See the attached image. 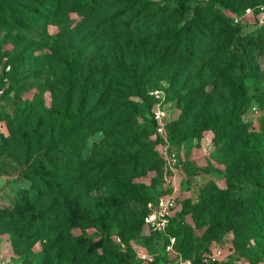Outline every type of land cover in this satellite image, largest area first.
I'll list each match as a JSON object with an SVG mask.
<instances>
[{"label": "rangeland", "instance_id": "rangeland-1", "mask_svg": "<svg viewBox=\"0 0 264 264\" xmlns=\"http://www.w3.org/2000/svg\"><path fill=\"white\" fill-rule=\"evenodd\" d=\"M15 1L0 0V264H264V254L242 247L247 233L221 220L255 188L228 179V154L214 137L232 98L209 74L225 68L236 84L243 81L245 97L235 112L242 123L227 138L228 151L236 150L245 137L264 131V42L251 54L241 42L264 30L257 8L264 0H144L155 13L152 24L132 32L123 29L126 15L110 0H99L90 13L63 6L55 18L24 27L10 20ZM214 15L221 22L212 24ZM202 22L219 34L225 51L207 53L211 39L199 42L189 68L178 72L180 58L162 55L163 36ZM95 24L102 30L94 31ZM226 28L235 31L232 41ZM75 48L86 62L102 51L108 55V79H94L84 103L88 68L74 76L67 69ZM193 94L194 109L186 115ZM159 108L167 114L161 121ZM97 117L81 150L82 168L65 193L46 194L34 205L23 201L32 187L23 172L34 162L35 174L41 173L37 160L49 141ZM129 184L132 191L121 194ZM213 189L230 195L222 207L219 200L201 203ZM162 198L174 218L166 233L142 220ZM87 242L92 258L79 261ZM257 250L264 251L263 241Z\"/></svg>", "mask_w": 264, "mask_h": 264}, {"label": "trees", "instance_id": "trees-1", "mask_svg": "<svg viewBox=\"0 0 264 264\" xmlns=\"http://www.w3.org/2000/svg\"><path fill=\"white\" fill-rule=\"evenodd\" d=\"M114 4V8L118 9L117 12L125 13L126 19L122 24L124 30L132 32L134 28L141 26H148L152 24L154 18V12L148 10V6L144 0H110ZM99 3V0H27L15 1L10 7V20L18 27H24L27 24L33 23L36 20H48L55 18L63 6H70L73 11L80 13H90L94 7ZM264 4V3H263ZM1 9V5H0ZM2 10V9H1ZM116 12V13H117ZM25 14V20L21 18ZM221 19L218 16L213 17L211 21L213 23H219ZM158 22H164L163 19H159ZM188 25L174 30L170 36L164 34L163 38H167L166 47L162 51L164 56H177L183 65L177 66L178 72L183 69L189 68L188 57L191 56L197 48L199 42L211 39L213 46L209 48L207 53L213 55H220L219 52L225 51L223 49L224 43L219 42V34L212 32L211 24L199 23L196 25L193 31L188 29ZM107 30V27H105ZM264 28V27H263ZM102 30L100 24H95L94 31ZM207 32V33H206ZM226 34L229 40L234 38L235 31L232 32L229 28H226ZM241 42L245 51L249 54L254 49L258 48L264 42V30L258 34H251L244 38H241ZM83 50L81 48H75L72 51V58L67 60L68 73L74 76L80 67L88 68L89 73L84 79V84L81 89V103L85 102L89 95H92L96 85H92L94 79L101 77L103 80L108 79V60L107 52L102 51L94 59L90 58L88 62L83 59ZM107 56V57H106ZM98 58V59H97ZM253 57L249 58L252 60ZM236 63V60L232 61ZM101 63V66L99 65ZM252 63V62H251ZM82 64V65H81ZM227 69H220L219 67H213L210 69L209 74L214 77L216 84H220L232 98L231 109L226 119L216 127V133L214 142L223 146V151L227 152L225 164L228 166L227 176L231 183H242L243 180L249 181L253 184L255 191L253 195L241 202L240 205L231 204L230 209L226 214L221 217V220L227 226L233 227L238 234L247 233V239L249 243L242 245L253 255L264 254V251L257 250L261 246V242H264V131L255 133L251 136L245 137L242 145L232 151H228L232 148V137L241 125L242 121L236 115L238 102L242 101L245 97L243 81L237 84L233 80V76L227 74ZM178 79V78H177ZM176 79V80H177ZM175 82V81H174ZM174 82L172 84L174 85ZM108 89V87H106ZM232 90H235L232 91ZM179 91V90H177ZM181 94V93H180ZM209 95V94H207ZM108 97V91L105 93V99ZM197 95L193 94L189 96L185 102L186 115L194 109ZM96 108V109H100ZM102 110V108L100 109ZM100 117H97L93 121H87L82 123L78 121L75 123L71 131L65 138H59L51 140L48 143V148L41 151L37 162L42 171L35 174V164L31 163L29 170L24 171L23 174L28 176L32 180V187L29 192H26L23 201L26 199L31 200V204H36L46 194L55 193V191L64 194L68 187L72 185L75 174L82 168L81 150L86 144V136L93 132L92 122L97 121ZM184 119V118H183ZM178 123L177 121L173 122ZM182 131V129H181ZM172 136V140H174ZM64 152H67L65 154ZM120 162L114 161L112 166H115ZM33 164V165H32ZM46 170L47 173H45ZM238 172H242L241 176H237ZM247 172V173H245ZM50 175V179H43L41 176ZM55 174L54 177L51 176ZM254 177V178H253ZM132 186L129 184L120 188L121 194H129L132 191ZM230 198V195L221 190H209L203 193L202 204H208L219 200V207H222L226 200ZM148 210L142 215V220L148 214ZM174 223V218H170L168 227ZM158 232V231H157ZM256 235H254V233ZM166 233V232H158ZM254 239L252 243L250 240ZM258 240V241H256ZM92 245L91 243L85 244V254L78 258L79 261H87L92 258ZM112 260L108 258L106 262ZM84 263V262H83Z\"/></svg>", "mask_w": 264, "mask_h": 264}, {"label": "built area", "instance_id": "built-area-1", "mask_svg": "<svg viewBox=\"0 0 264 264\" xmlns=\"http://www.w3.org/2000/svg\"><path fill=\"white\" fill-rule=\"evenodd\" d=\"M257 8H259L262 11L263 19H264V4L258 5ZM248 11H251L252 8H248ZM3 90L0 89V98L2 96ZM160 97V95H158ZM166 111L162 108H159L155 112V117L158 121L164 120L166 116ZM171 211L169 204L162 198L160 201L154 206L152 203H150V212L145 216L144 221L147 225H149L154 231L158 232H166V229L168 227V224L170 222ZM171 240L174 242L175 238L170 237Z\"/></svg>", "mask_w": 264, "mask_h": 264}]
</instances>
